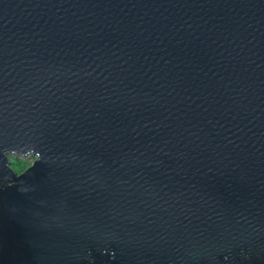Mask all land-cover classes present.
Here are the masks:
<instances>
[{"label": "water", "instance_id": "water-1", "mask_svg": "<svg viewBox=\"0 0 264 264\" xmlns=\"http://www.w3.org/2000/svg\"><path fill=\"white\" fill-rule=\"evenodd\" d=\"M0 264H264V0H0Z\"/></svg>", "mask_w": 264, "mask_h": 264}, {"label": "rangeland", "instance_id": "rangeland-1", "mask_svg": "<svg viewBox=\"0 0 264 264\" xmlns=\"http://www.w3.org/2000/svg\"><path fill=\"white\" fill-rule=\"evenodd\" d=\"M10 162V170L16 175V176H20L21 174H23L25 171H27L29 168H31V166L33 165L34 162V158L31 157L27 160H21V161H17V160H9Z\"/></svg>", "mask_w": 264, "mask_h": 264}]
</instances>
